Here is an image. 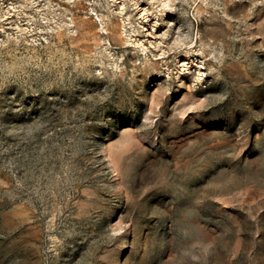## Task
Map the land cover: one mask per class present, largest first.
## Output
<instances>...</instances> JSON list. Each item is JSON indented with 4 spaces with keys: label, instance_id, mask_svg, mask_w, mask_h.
<instances>
[{
    "label": "rangeland",
    "instance_id": "374dc122",
    "mask_svg": "<svg viewBox=\"0 0 264 264\" xmlns=\"http://www.w3.org/2000/svg\"><path fill=\"white\" fill-rule=\"evenodd\" d=\"M0 264H264V0H0Z\"/></svg>",
    "mask_w": 264,
    "mask_h": 264
}]
</instances>
